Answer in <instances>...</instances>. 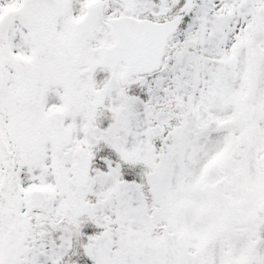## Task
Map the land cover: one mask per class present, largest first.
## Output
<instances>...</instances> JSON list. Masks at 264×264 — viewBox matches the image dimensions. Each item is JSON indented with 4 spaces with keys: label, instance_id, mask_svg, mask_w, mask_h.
<instances>
[{
    "label": "snow or ice",
    "instance_id": "1",
    "mask_svg": "<svg viewBox=\"0 0 264 264\" xmlns=\"http://www.w3.org/2000/svg\"><path fill=\"white\" fill-rule=\"evenodd\" d=\"M0 264H264V0H0Z\"/></svg>",
    "mask_w": 264,
    "mask_h": 264
}]
</instances>
